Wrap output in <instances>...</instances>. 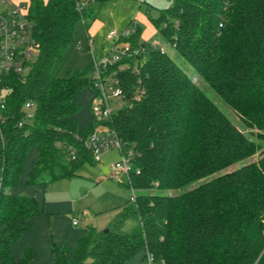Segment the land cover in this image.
<instances>
[{"label":"trees","instance_id":"obj_1","mask_svg":"<svg viewBox=\"0 0 264 264\" xmlns=\"http://www.w3.org/2000/svg\"><path fill=\"white\" fill-rule=\"evenodd\" d=\"M94 15L88 0H30L37 58L26 75H0V96L8 90L0 102V264H31L36 256L26 248L16 260L11 248L43 214L36 197L9 193L20 185L29 150L36 146L38 157L27 187L73 178L95 162L86 144L101 127L135 152L140 174H130L129 187L139 192L140 227L128 235L90 229L74 249L53 242L55 264H126L142 249L152 264H264V0H174L152 20L243 128L165 50L141 40L135 23L122 41L149 53L102 73L117 81L124 106L80 130L76 99L97 89L88 76L94 64L64 78L53 69L65 62L78 23L88 28Z\"/></svg>","mask_w":264,"mask_h":264},{"label":"rangeland","instance_id":"obj_2","mask_svg":"<svg viewBox=\"0 0 264 264\" xmlns=\"http://www.w3.org/2000/svg\"><path fill=\"white\" fill-rule=\"evenodd\" d=\"M141 0V2L133 1L130 6L122 7L120 4L112 2L91 3L94 8L98 20L104 22L99 32L88 39L86 28L83 21L77 25L74 39L70 44L64 63H57L53 69V73L61 78L66 77L69 70L72 71H87L94 62H98L99 69L104 72L106 65L114 63L111 47L114 41L107 38L110 30L123 31L125 27L135 18L136 14L140 13L147 18L157 19L162 10L173 5L174 0ZM91 2V1H90ZM9 0H0V9H5ZM21 5H29V1L19 3ZM8 5H11L10 3ZM91 23V21H90ZM91 46H89V41ZM82 43V49L79 44ZM149 43L158 48L165 50L169 56L175 60L181 68L193 78V81L201 88V90L212 99L225 115L232 120L238 127L243 128L242 122L234 111L222 100V98L212 90V88L195 72L191 65L182 58L176 50V47L168 42V40L158 31L151 38ZM150 51L149 46H146L142 53L147 55ZM104 62V63H103ZM93 73L89 72L90 77ZM113 83V78H108V86L106 92L110 94L109 85ZM97 92L92 87L85 88L77 97V102L81 105L80 111L76 118L81 130L87 128L90 123L95 120L93 112L94 105L98 104L100 96H96ZM8 97V90L2 89L0 102ZM109 105L113 112L118 111L124 106V100L121 96H111ZM29 113H33L34 109H27ZM106 130L105 127L99 128ZM247 132V131H246ZM123 155L128 156V150L125 148L124 153H121L118 148H106L102 151L101 161L89 163L85 162L77 169V176L69 179H60L44 186L27 187L26 179L32 164L38 156L37 147H32L28 152L27 162L24 172L21 177V182L18 188H25L32 196L36 197L42 209L57 207L53 202L66 201L57 208L65 207L69 218L77 217L80 220L78 230L92 229L96 233H102L106 230H113L120 234L128 235L136 231L140 227V218L135 211L134 204L131 202V188L129 187L128 174H121L118 178L112 177L111 166L122 160ZM257 158V157H255ZM250 160L240 162L233 165L229 170L237 169L241 165L248 163ZM27 177V178H26ZM188 188V187H187ZM186 189V188H185ZM137 191V190H136ZM137 193H139L137 191ZM63 206V207H62ZM64 215V214H61ZM61 226L63 232H70L67 221L61 218ZM71 239L70 236H68ZM66 241L74 249V244L71 240ZM56 239L53 237L50 242ZM73 245V246H72ZM35 252V250H33ZM37 253V252H36ZM35 253V254H36ZM37 258V254L33 261ZM31 264H37V263ZM40 264H54V261L49 258ZM126 264H148L147 252L145 249L140 250Z\"/></svg>","mask_w":264,"mask_h":264},{"label":"built area","instance_id":"obj_3","mask_svg":"<svg viewBox=\"0 0 264 264\" xmlns=\"http://www.w3.org/2000/svg\"><path fill=\"white\" fill-rule=\"evenodd\" d=\"M28 9L29 5L25 4L16 5L10 9H0V75L5 73L26 75L31 71L37 58L39 44L32 36V25L28 20ZM133 33V30L127 28L121 32L114 30L108 34V39L115 42L110 49L114 62L120 61L123 57L132 55L139 57L142 54L143 48L133 50L129 43L122 41ZM89 44L91 46V42ZM102 73L98 62H94L92 75L95 78V86L97 88L96 96H100V100L98 104L94 105L93 112L96 120L104 122L109 120L114 113L109 105L110 97L119 96L121 91L111 83L109 85L110 94L107 93L108 81L104 80ZM114 82L117 83L116 80H113ZM1 107L3 108L4 105H1ZM26 108L35 109V104L28 102ZM33 117L34 112H27V118L32 119ZM86 146L92 152L95 162L101 161L102 151L106 148H118L121 153H124V145L116 137L115 133L108 129L105 131L97 129L88 138ZM127 150L128 156L125 157L123 155L121 161L111 166L112 177L118 178L123 173L128 174V176L133 172L140 174V170L133 164L135 157L133 148H128ZM131 194V202L136 204L138 193L134 188H131ZM79 224L80 220L74 218L73 225L77 226ZM153 260V257L148 255V264H152Z\"/></svg>","mask_w":264,"mask_h":264},{"label":"crops","instance_id":"obj_4","mask_svg":"<svg viewBox=\"0 0 264 264\" xmlns=\"http://www.w3.org/2000/svg\"><path fill=\"white\" fill-rule=\"evenodd\" d=\"M23 1H26V0H9V3L11 5H8L9 3H7L4 8L10 9L13 6L21 5L19 3L23 2ZM28 1H30V0H28ZM45 1H47V0H45ZM88 1H91L90 4L91 3L97 4V2L98 3H103V2H106V3L109 2L110 3V2H112L114 4H120V6H122V7H126V6H130V3H132L133 1H137V0H88ZM138 2H141V0H138ZM143 2H145V1L143 0ZM169 6H171V5H169ZM167 8H169V7H167ZM152 20L153 19L147 18L146 16L138 13V14H136L135 18L131 20V22H133V23L130 22L128 24V26L125 27V29L130 28L131 30H133L135 32V28H136L135 23H137L138 26L141 27V29H142L141 40L149 43L150 39L154 38V36L158 33V29L155 27ZM104 24H105L104 22L97 19L96 13H95L94 18L90 23V26L87 28L86 25L84 24L85 28H86V33L88 35V39H89V37L97 34L99 32L100 28L102 26H104ZM111 31H114V30H110L109 33ZM107 38H108V35H107ZM90 42L91 41H89V43ZM154 44L156 45V43H154ZM89 46H90V44H89ZM82 47H83V44L80 43L79 48L82 49ZM34 163L32 164V167H33ZM32 167L30 168L28 174L32 170ZM27 192H28V190L25 188H18V189L13 188L9 191V193H11L12 195L26 194V195L32 196L30 193H27ZM32 197H34V196H32ZM39 203H40V201H39ZM52 204L54 206L57 205V207H58L62 204H66V201L61 200L58 202H53ZM40 206L42 208L41 203H40ZM57 207L55 206V207L49 208V209H46V208L42 209L43 214L33 220L34 227L32 229H30L27 233H25L20 240L14 242L12 244V246H11L12 253H13V256L15 257L16 260H20L22 258L23 253H24L26 248H32L33 250H35V253L37 252L36 253L37 258L35 259V261H33V263L40 264V263H43L44 261H46L47 259L49 260V258H51L54 261L53 252H52V247H53L54 241L50 242L51 238L54 237L56 239L57 243H61L63 241H66L67 239H69L68 236H70L71 239H69V240H71V243L74 244V246H75L77 239L87 232L86 230H78L77 229L80 224L77 226L73 225V219L77 218V217L69 218L67 216L69 211H67L65 207H63V206H62L63 208H57ZM61 214H64V215H61ZM61 218H63V220L67 221L66 226L68 228H70V230H71L70 232H67V233L63 232V228L61 226V221H62Z\"/></svg>","mask_w":264,"mask_h":264},{"label":"water","instance_id":"obj_5","mask_svg":"<svg viewBox=\"0 0 264 264\" xmlns=\"http://www.w3.org/2000/svg\"><path fill=\"white\" fill-rule=\"evenodd\" d=\"M108 232H109V230H106V231H105V233H108Z\"/></svg>","mask_w":264,"mask_h":264}]
</instances>
